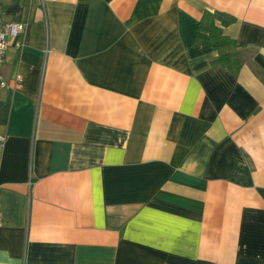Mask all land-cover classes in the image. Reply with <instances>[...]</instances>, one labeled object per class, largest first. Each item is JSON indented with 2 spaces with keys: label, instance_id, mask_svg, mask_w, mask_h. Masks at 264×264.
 Here are the masks:
<instances>
[{
  "label": "crops",
  "instance_id": "1",
  "mask_svg": "<svg viewBox=\"0 0 264 264\" xmlns=\"http://www.w3.org/2000/svg\"><path fill=\"white\" fill-rule=\"evenodd\" d=\"M207 11L264 70V0H0V264H264V82Z\"/></svg>",
  "mask_w": 264,
  "mask_h": 264
},
{
  "label": "trees",
  "instance_id": "2",
  "mask_svg": "<svg viewBox=\"0 0 264 264\" xmlns=\"http://www.w3.org/2000/svg\"><path fill=\"white\" fill-rule=\"evenodd\" d=\"M236 21V17L222 11H207L200 21L201 31L197 33L196 44L212 47L218 51L214 64L229 69L237 76L241 68L251 65L256 75L264 82V70L253 63V52L239 44L235 39L225 35L224 27Z\"/></svg>",
  "mask_w": 264,
  "mask_h": 264
},
{
  "label": "built area",
  "instance_id": "3",
  "mask_svg": "<svg viewBox=\"0 0 264 264\" xmlns=\"http://www.w3.org/2000/svg\"><path fill=\"white\" fill-rule=\"evenodd\" d=\"M26 30V25L22 22H5L0 19V65L3 63L5 58V53L9 47L10 39H17L18 36L23 34ZM16 45L18 47H23L25 45L24 41H17ZM2 79V76H0ZM17 82L19 85L22 83L21 75H17ZM5 85V82H1ZM6 135L0 133V149H2L6 142ZM3 226V219L0 213V229Z\"/></svg>",
  "mask_w": 264,
  "mask_h": 264
}]
</instances>
